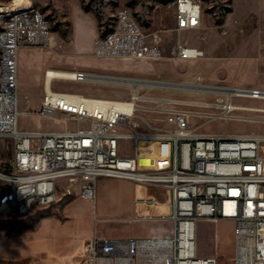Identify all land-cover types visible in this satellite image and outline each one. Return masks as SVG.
Returning <instances> with one entry per match:
<instances>
[{
	"label": "built area",
	"instance_id": "1",
	"mask_svg": "<svg viewBox=\"0 0 264 264\" xmlns=\"http://www.w3.org/2000/svg\"><path fill=\"white\" fill-rule=\"evenodd\" d=\"M173 5L175 26L169 31L178 39L171 57L183 61L204 57L203 49L181 39L183 32L201 26V1L175 0ZM115 23L119 30L95 38L93 56L142 61L165 57L164 30L146 32L128 8L118 10ZM53 44L41 7L33 0H0V137L13 143L11 164L0 170L6 187L0 214L26 216L35 208L53 205L60 193L95 202L100 178L123 179L169 199L170 211L160 218L172 222L171 231L129 238L95 234L84 242L78 264H218L215 256L198 255L197 224L220 219L235 223V264H264V132L201 130L218 119L264 126V87L242 85L240 101L229 100L226 94L204 95L202 89L189 90L198 98L181 97L168 91H188L182 81L162 87V80L148 79V85L133 87L138 76H129L122 82L130 88L128 96L99 97L56 90L55 75L48 79L45 71L42 102L30 113L37 128H22L20 51ZM64 75V80L72 81L111 80V75L85 70ZM124 100H132L135 114H123ZM59 114L66 117L60 119ZM197 117L206 120L197 123ZM45 118L64 127L44 129ZM159 202L156 195L140 197L136 211L139 204Z\"/></svg>",
	"mask_w": 264,
	"mask_h": 264
},
{
	"label": "rangeland",
	"instance_id": "2",
	"mask_svg": "<svg viewBox=\"0 0 264 264\" xmlns=\"http://www.w3.org/2000/svg\"><path fill=\"white\" fill-rule=\"evenodd\" d=\"M174 1L164 3L161 0H33L51 22L54 44L48 48L26 46L20 51V110L26 113L21 115L20 127L37 128V119L30 113H33L42 102L45 71L50 68L85 70L102 76L111 75V80L106 77L80 82L61 80L56 81L54 85L56 90L99 97L128 96L130 88L122 82H127L129 76H138L133 80V87L148 85V79L162 80V87H171L182 81L188 91L168 92L194 98H198V95L189 90L202 89L204 95L214 96L216 93L225 92L226 87L231 89L243 88L242 85L264 86V0H200L203 7L202 24L198 29L183 32L181 39L203 49L205 56L184 61L171 57V47L178 39L176 33L169 31L175 26ZM84 6H88V10H85ZM122 8L130 9L146 32L160 29L165 31L164 58L156 61L104 59L93 56L90 49L83 48L90 40L94 42L98 35H104L114 27L117 12ZM199 84L201 88L197 86ZM157 92L165 93L166 90ZM65 117L63 114L58 115L60 119ZM205 120L196 118L197 123ZM42 124L44 129L48 130L64 127V124L56 119L45 118ZM201 130L222 133L264 132V126L253 128L249 123L218 119L206 123ZM126 147L128 151H132L131 143ZM12 159V141L0 137V170L8 169ZM5 188L4 182L0 179V196ZM134 194L136 191L133 185L126 180L99 179L97 199L91 209L84 203L86 199L80 202V208L87 209L88 212L86 211L87 215L85 214L83 218L79 216L81 224L79 223L70 234L73 238L72 248L78 245L81 237L88 231L85 227L88 223L96 226L98 234L102 237L107 235L105 232L109 230L113 232L117 228H124L125 232H129L132 224L129 215ZM158 194L160 199L165 201V196L162 193ZM62 202L63 200H60L48 207L35 208L26 216L10 217L0 214V243L14 235L33 232L40 219L50 215L53 206ZM151 210L157 212L155 207ZM89 212L91 214H88ZM22 223H33L34 226L17 232L16 229ZM234 225L233 220L226 219L217 222L199 221L198 255L215 256L218 264H235ZM165 226L168 225L151 223L148 226L150 230L148 236L160 233ZM10 228L14 231L8 234L7 230ZM44 252L46 253L43 255L23 257L0 254V264H62L58 257L62 255L63 250L53 249L50 253ZM79 256V252L72 254L74 264H78Z\"/></svg>",
	"mask_w": 264,
	"mask_h": 264
},
{
	"label": "crops",
	"instance_id": "3",
	"mask_svg": "<svg viewBox=\"0 0 264 264\" xmlns=\"http://www.w3.org/2000/svg\"><path fill=\"white\" fill-rule=\"evenodd\" d=\"M93 40H90L87 46L83 48H88L92 51L93 49ZM119 60H130L131 59H119ZM142 61V60H140ZM115 74H124V73H115ZM128 75V74H124ZM20 84V80H19ZM264 87V86H262ZM101 179V178H100ZM123 180V179H122ZM126 182L131 183L136 191L133 198V205L131 206V214L130 220L132 224L130 225L129 232H125L124 228H120L113 232L109 230L104 237H118V238H129V237H140V236H148L150 234L149 225L151 223H164L168 226H165L163 230L158 234H153L151 236H162L171 231L172 222L166 218H160L162 214H168L170 211V201L167 197H165V201H162L159 197V192H155L154 190L137 184L132 181L126 180ZM99 183V180L97 184ZM145 187V188H144ZM157 193V194H155ZM59 200H63L59 205H55L52 208L51 214L44 216L38 222V226L31 233H26L25 235H14L12 237L7 238L3 243H0V254L7 255L10 257H23V256H32V255H43L48 251L50 253L53 249L63 250V253L60 257H58L62 264H74L72 261V254L75 252H79L81 254L82 244L87 239H89L93 235H98V228L96 226H91V223H88L87 227L88 231L83 235L80 239L78 245L73 246L72 248V240L70 234L77 227V225L81 224V218L87 215L88 210L80 208V202L84 201L80 197L76 196H64L62 198V193H60ZM151 195H156L160 202L155 205H144L139 204L136 211V199L140 197H148ZM66 198V199H65ZM57 201V202H58ZM83 203V202H82ZM86 205H89L88 208L95 204L93 201L87 200L84 202ZM153 207L156 208V213L151 209ZM87 208V207H86ZM87 211V212H86ZM91 211V210H90ZM86 214V215H85ZM88 214H91L89 212ZM81 216V218H79ZM87 218V217H86ZM79 220V221H77ZM92 219H90L91 221ZM86 222V219H85ZM84 225V224H82ZM81 225V226H82ZM116 229V228H113ZM55 235V236H53Z\"/></svg>",
	"mask_w": 264,
	"mask_h": 264
},
{
	"label": "bare ground",
	"instance_id": "4",
	"mask_svg": "<svg viewBox=\"0 0 264 264\" xmlns=\"http://www.w3.org/2000/svg\"><path fill=\"white\" fill-rule=\"evenodd\" d=\"M41 15L43 16V20L45 21V28L48 29V34H52L51 22L46 17V15L42 11V9H41ZM113 30H119V23H115L114 27H112V30H110L109 32H107L103 36L112 35L113 34ZM46 71H49L48 79H51V77H53L55 75V82L64 80V76H65L64 72L65 73H73V71H70V70L54 69V68L47 69ZM84 80H86V77H77V81L78 82L84 81ZM225 94H226V98L229 99V100L240 99V98L244 97V89L243 88H231V89H227V91H225V92L216 93L214 96L225 95ZM122 112H123V114H126V115L135 114V107L132 106V100H124L123 101V103H122ZM24 113L25 112H22V114H24Z\"/></svg>",
	"mask_w": 264,
	"mask_h": 264
},
{
	"label": "trees",
	"instance_id": "5",
	"mask_svg": "<svg viewBox=\"0 0 264 264\" xmlns=\"http://www.w3.org/2000/svg\"><path fill=\"white\" fill-rule=\"evenodd\" d=\"M163 1L164 3H168L169 1L171 0H161ZM85 10H88V6H84ZM101 25V24H100ZM109 30H112V28H110ZM34 226L33 223H30V224H27V223H22L17 229L16 231L17 232H21L23 231L24 229H27V228H32ZM1 227V226H0ZM14 231L13 228H10L9 230H7V233L8 234H11L12 232Z\"/></svg>",
	"mask_w": 264,
	"mask_h": 264
}]
</instances>
